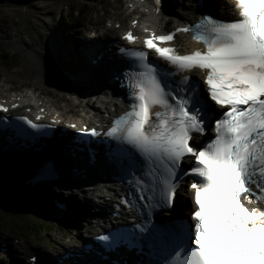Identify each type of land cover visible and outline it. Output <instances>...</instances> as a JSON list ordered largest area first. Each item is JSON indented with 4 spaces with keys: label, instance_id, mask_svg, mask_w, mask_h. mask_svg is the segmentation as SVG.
<instances>
[{
    "label": "snow or ice",
    "instance_id": "snow-or-ice-1",
    "mask_svg": "<svg viewBox=\"0 0 264 264\" xmlns=\"http://www.w3.org/2000/svg\"><path fill=\"white\" fill-rule=\"evenodd\" d=\"M235 7L234 20L204 16L175 30L191 31L203 51L181 55L154 43L170 42L174 33L143 41L180 72L206 71V93L188 76L173 91L146 51L127 52L140 71L126 77L129 108L105 135L132 150L126 174L149 209L132 227L141 250L147 246L158 257L155 264H264V209L247 207L264 204V0H235ZM124 39L135 37L129 32ZM209 124L214 136L199 147L190 143ZM186 158L194 163L184 171ZM188 175L194 178L192 223H155L151 209L171 207L178 178Z\"/></svg>",
    "mask_w": 264,
    "mask_h": 264
},
{
    "label": "bare ground",
    "instance_id": "bare-ground-1",
    "mask_svg": "<svg viewBox=\"0 0 264 264\" xmlns=\"http://www.w3.org/2000/svg\"><path fill=\"white\" fill-rule=\"evenodd\" d=\"M40 0H0V3H7V4H20L28 3L27 9L24 11V16L21 17V20L14 22L12 25L5 23L4 27L5 29L0 30V38L1 37H8L12 35L15 38L21 39L22 34H25L28 32L27 25L30 24V28L39 29L38 39L41 35L42 30L45 31V37L44 40L41 38L39 46L33 50L32 53L28 55V58L31 62V65L28 66L29 71H34L35 75L33 78H35V82H37L40 86H49V85H56L57 81H60L61 85L64 86L63 88L65 90H68V88H72L73 96L76 97L78 100V104L82 106V112L84 113L83 116H66L63 112V109H59L57 106H55L54 101H51L46 96L48 94H45L43 91H34L28 88L29 91H24L20 89H13L12 83L10 81H5L4 79L0 83V91L2 95L0 98H6L9 100L10 103L14 102L19 99L20 104L23 107H31L34 112H37V109L41 106H44L47 110V113H49V117H53V114H58L60 117L64 118V122H76L78 125H81L82 123L90 122L99 119L101 116L98 114L102 109L108 107V101L104 99L105 93H103V89L105 88V85H107V74L110 73L111 69H105L104 67L101 68V65L98 64H92L89 63V57L92 56V51L96 48H99V50H102V47L95 46L97 42H93L88 47L82 45V40L78 37L77 33L74 31L73 34L67 33L64 31V28L61 24H59L56 17L52 18V22L46 21L43 19L44 15L51 16L52 12L55 9L63 8L62 4H66L68 0H42L47 1L49 5L46 4H40ZM87 1V0H85ZM94 2H97L98 4L102 2V8L99 10L104 11L105 6L108 4V2L113 3H123V5H126L128 3H132L134 5V9L131 8H123L120 12H113L111 13V16L109 18H105L104 25L98 26L100 23L99 16H96L94 19V25L93 28L99 27L100 28V38H110L111 40L118 39L120 37V34L123 33L124 30L128 29L130 27V21H132L135 18L139 19L138 22V28L143 29L144 26L146 27H154V28H163L169 29L173 27L175 23L178 21H173L171 17L166 18L164 13H157L156 12V6L154 5L155 2L152 0H143L141 3L142 9L139 8V0H93ZM165 4H168L170 8V14H172L174 17H183L185 14L180 13L181 9V3L179 0H176L175 4H173L170 0H163ZM189 1L191 4L192 9L195 7V2L197 0H186ZM219 1V6L216 7L218 11H225L230 12L231 11V0H213ZM218 3V2H217ZM216 4V3H215ZM71 5V4H69ZM129 5V4H128ZM73 6V5H72ZM86 4L79 5V9H84L86 7ZM101 6V5H100ZM222 6H225V10L221 9ZM78 7V6H77ZM185 8V7H184ZM88 9L90 11L96 12L98 10L97 4L93 3L92 5L89 4ZM124 9V10H123ZM8 11V10H7ZM12 11V10H11ZM126 12V15H130V18L127 19L123 16V13ZM104 14L106 12L104 11ZM54 15V14H53ZM7 15L4 12L0 13V19L1 21H4ZM111 22L110 26L106 23ZM120 23V28H116L115 24ZM6 29H9L10 32H7ZM12 31V32H11ZM180 40H184L183 37H180ZM22 42V41H21ZM23 44V43H22ZM33 42L30 44H25V46L30 47L32 46ZM13 45V44H11ZM185 45H189V42H186ZM190 49V47H189ZM44 54L47 55V57L50 59L52 64L57 68L58 72L62 73L66 77L73 78V81L78 82H71L67 81L65 82L64 78H59L52 74L51 68L53 67L49 62L47 63V59L44 58ZM11 83V84H10ZM73 83H75L73 85ZM78 84H86L89 87L94 89V92L91 96H83L86 100L82 103V99L78 94H75L74 92L78 88ZM100 95H98L99 93ZM72 92L70 94H72ZM97 93V95H95ZM34 101L38 103V105L34 104ZM41 102V104H39ZM74 158H72L69 154L64 157V159H59V163L55 162V169L58 171V173H61L63 175L68 174L72 176H78L80 177L81 174L79 173H71L69 169L67 168V164L71 166V161H73ZM0 163L1 164H11L8 161L4 159V157L0 156ZM30 171V167H17L16 172L18 173V176H16V180L18 181V185L21 187H26V185L22 184L23 179L25 180ZM15 173L14 176H15ZM19 177V178H18ZM23 177V179H21ZM27 186L32 187L30 184H27ZM24 187V188H25ZM47 188H49L47 192ZM51 185H47L45 188H43V191L40 192V194L37 196L39 202L41 204H50L51 208L53 210H57L61 213H63L66 218L69 220L68 226H64L60 224L61 228L62 226L70 231L71 229L76 228L77 226L85 229V233L90 234V230L93 229V225L90 224V222L86 219V215L91 212L92 204L94 203L89 192L84 189H80L77 192L72 191H65L66 194H61L58 198L61 200L60 202L65 203V206L67 209H69V212H65L59 208H57L53 202V198H58L53 195L54 191L50 193V189L52 190ZM26 189V188H25ZM23 192H20L19 190H15L12 192L11 195L7 196L5 198L6 202H20V201H26L27 198L25 195L22 194ZM55 194V193H54ZM74 195L77 197H74ZM95 197L98 199H106L107 193L102 190H95ZM188 194L185 193L183 196L180 197V199L186 200ZM35 197V196H34ZM77 198V200L75 199ZM82 199V200H81ZM84 200V201H83ZM59 201V200H58ZM82 202H85L82 204ZM33 203V202H32ZM31 204V202H30ZM80 207V208H79ZM50 212V211H49ZM47 213V212H46ZM85 215V218L82 221H79V219L83 218ZM95 233V232H94ZM84 236V235H83ZM81 236L80 238H82ZM29 257V256H28ZM95 260V259H94ZM92 261V260H90Z\"/></svg>",
    "mask_w": 264,
    "mask_h": 264
},
{
    "label": "rangeland",
    "instance_id": "rangeland-1",
    "mask_svg": "<svg viewBox=\"0 0 264 264\" xmlns=\"http://www.w3.org/2000/svg\"><path fill=\"white\" fill-rule=\"evenodd\" d=\"M170 1H172L174 4L177 2L176 0ZM39 2L42 5H49L47 1L40 0ZM83 3L87 6L84 7L83 11H80L78 14L77 9H79V5H82ZM93 3L97 4L98 10L96 12L90 11L88 9L89 4L92 5ZM66 4L67 5L62 4L63 8L55 9L51 16L44 15L43 19L46 21L51 20L52 22V18L56 17L59 24L63 26L64 31L70 34H73L75 31L78 37H80L78 33L79 28L76 25L80 22L79 19H83V21L85 20V23L92 25V23H94L92 19H94L96 16H99L100 23L98 26H103L105 24V18H109L111 13L120 12L122 7H127L128 4V7L130 8L132 3L123 5V3L112 4L111 2H108L104 9L106 14L103 13L104 11L99 10L102 8V2L98 4L93 0H68ZM27 6V2L23 3L22 5L16 3H12L10 5L7 3H0V13L4 12L7 15L4 21H1L0 19V30L5 29V23L12 25L14 22L21 20V17L24 16L25 9H27ZM68 7L69 12L72 14L73 22L71 24H68L62 19L64 12L63 9ZM103 15L105 16L103 17ZM123 16L126 19L131 17L130 15L125 16V13H123ZM29 23L32 24L31 22ZM30 24L27 25L28 32L22 34L21 39L15 38L12 35L0 38V53H4L6 55V58L0 60V83L4 79L5 81H10L12 83L13 89L29 91L28 88H31L30 91H43L45 94H48L46 96L48 99L54 101L55 106H57L59 109H63L65 115L80 117L83 116L84 113L82 112V106L78 104V100L75 96H73L74 94L72 92V88L65 90L60 81H57L56 85L52 84L49 86H40L37 82H35V78H33L35 75L34 71L28 70V66L31 65L28 55L39 46L41 38L44 40L45 37V31L42 30L38 39L37 34H39V29L34 30L33 28H30ZM6 31L10 32L9 29H6ZM31 42L35 44L30 47L25 46V44H30ZM44 58L47 59V63L49 62V64L53 66L51 68L52 74L59 78H64L66 83L67 80L73 79H70L69 77H66L62 73L58 72L57 68L52 64L47 55L44 54ZM69 92H72V94ZM79 96L83 103L86 99L83 98V95L81 94H79ZM2 167H4L6 170ZM0 168H2V170H0V177L3 178L4 176L5 178V181L1 185L0 189V244L3 241H8V247H10V249L13 248L17 250L16 259H11L12 257L9 254H0V262L2 264H26L28 261V256L36 252L43 257L49 256L50 254L54 255L55 252L61 251L63 246L76 242L82 233L85 235V229L79 226L71 229L70 231L66 230L63 226L61 228L60 224L68 226V219L60 221L56 218L50 217V214L46 213L47 211L42 212L44 205H42L38 198H36L41 192L37 185H35V192L33 193V196L26 194V201L6 202L5 198L17 190L16 176H18V173H15L14 176V168L8 169V167L3 165H0ZM48 190L49 188H47V192ZM53 191L55 194L52 193ZM50 193L55 195L57 198L61 195L53 188L52 190L50 189ZM74 197H77V195H74ZM75 199L77 200V198ZM53 200L55 199L53 198ZM58 200L61 201L59 198ZM82 204H84V202H82ZM63 211L69 212V209L66 208V210ZM59 214V216L62 215L61 213ZM62 218L65 219L64 217ZM82 220V218L79 219V221ZM40 224L43 225L45 229L43 232H39L38 227ZM26 225L36 227L35 231L29 233L21 232L20 228L23 229V226ZM15 237L19 238L21 242L16 243L13 241V238ZM0 247L2 246L0 245ZM43 262L44 260H42V264Z\"/></svg>",
    "mask_w": 264,
    "mask_h": 264
},
{
    "label": "trees",
    "instance_id": "trees-1",
    "mask_svg": "<svg viewBox=\"0 0 264 264\" xmlns=\"http://www.w3.org/2000/svg\"><path fill=\"white\" fill-rule=\"evenodd\" d=\"M66 22H68L69 24L72 23V14L69 12V19L68 18H65ZM3 58H6V55L4 53H0V60L3 59ZM0 189H1V185L4 183V176L3 178L0 177ZM35 228L36 227H31L29 225H26V226H23V229H21V232H32V231H35ZM39 228V232H43L45 229L43 227V225L40 224V226L38 227Z\"/></svg>",
    "mask_w": 264,
    "mask_h": 264
}]
</instances>
